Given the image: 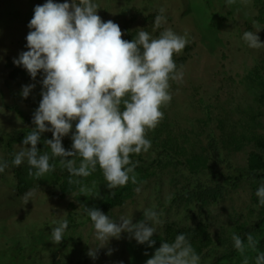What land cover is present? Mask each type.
Returning <instances> with one entry per match:
<instances>
[{
	"label": "clouds",
	"instance_id": "1",
	"mask_svg": "<svg viewBox=\"0 0 264 264\" xmlns=\"http://www.w3.org/2000/svg\"><path fill=\"white\" fill-rule=\"evenodd\" d=\"M235 2L226 0L228 5ZM98 8L96 0H45L34 7L25 37L28 50L20 52L13 64L25 69L33 81L40 75L42 98L32 113L34 127L11 163L20 166L26 162L28 174L40 178L54 171L50 160L59 158L70 184L81 183V178L99 167L106 187L112 190L129 181L137 183L138 161L131 155L151 148L146 133L164 118L161 107L172 100L170 81L183 80L182 66L178 68L173 56L182 52L189 39L187 32L180 35L169 27L157 36L141 28L134 39L124 40L120 26L112 20L103 21ZM164 13L161 8L155 16L154 30L167 23ZM261 29L243 33L249 48H264L258 35ZM35 87V83L23 85L21 96L27 98ZM46 132L52 134L43 141L50 153H41L37 144ZM70 133L72 144L66 150L62 141ZM8 167L0 157V174ZM37 188L24 194V204ZM255 195L259 206H264V183ZM80 207L90 218L94 238L100 241L88 251L93 260L110 239L119 240L124 233L137 244L152 248L156 226L164 223L162 213L152 208L143 210L144 218L133 223L132 214L113 218L98 208ZM68 226L67 219L56 222L51 229L54 243L64 239ZM232 241L242 257L241 264H264V251L258 249L260 241L252 233L246 234V243L236 233ZM249 250L256 253L254 257L247 254ZM111 253L109 248L107 254ZM145 264H201V257L188 235L179 233L171 242L162 241Z\"/></svg>",
	"mask_w": 264,
	"mask_h": 264
},
{
	"label": "trees",
	"instance_id": "2",
	"mask_svg": "<svg viewBox=\"0 0 264 264\" xmlns=\"http://www.w3.org/2000/svg\"><path fill=\"white\" fill-rule=\"evenodd\" d=\"M134 1L124 0L109 17L105 8L103 12L98 8L97 14L103 21L112 20L118 24L123 34L122 39L128 41L134 39L141 28L153 36L159 35L160 31L167 28L166 24H163L160 29L154 30V18L160 12L158 7L151 4L154 0H141L137 3ZM29 2L42 5L45 0H23V5L26 6ZM56 2H64V0H56ZM107 2L110 11L112 4L110 1ZM206 4L209 5L208 2ZM251 5L256 12L254 18L259 24L258 28H262L258 35L264 42V0H251ZM33 10L32 5L26 10L24 8V14L30 20L34 14ZM166 18L167 21L173 19L171 16ZM174 30L176 32V29ZM245 31L251 29L247 28ZM245 31H239L237 37L242 49L254 58V63L246 71V78L250 86L254 85L258 89L247 92L233 87L234 89L230 91V99H232L230 103L237 112L239 126L236 123L230 126L231 121L228 120L230 112L223 105V101H214L212 98L219 86L217 81H213L214 90L209 91L205 87L206 94L203 93L198 99L202 105L203 117L193 121L195 125L185 126L182 129L180 127L178 132L173 131L176 113L172 107L175 106L174 89L177 82L170 81L172 100L161 107L164 118L155 129L146 133V137L151 140V148L146 153L131 155L133 161H138L137 183L132 184L129 181L125 186L112 190L106 187L107 182L99 167L92 175L81 178V183L70 184L69 173L61 165L59 158L50 160V163L55 165L54 171L40 178L28 174L29 166L26 162L21 164L22 167L11 163L14 154L22 147L24 137L34 127L31 122L32 113L37 107L32 106V101L39 104L42 97L41 84L36 79L33 81L36 84L33 100L30 95L23 98L21 90L24 85L22 80L24 72L20 70V66L8 63L12 70L3 82L9 91L7 94L9 101L0 91V112L2 110V114L6 117V121L0 122L2 123L0 157L6 160L9 168L12 169V174L9 176H12V180L16 182L18 194L38 186L36 192H40V196L44 197L48 192V195L56 196L59 200L70 198L65 205L64 218L50 226H46L44 220L39 224L37 221L33 222L40 225L38 227L40 230L35 236L28 235L30 242L35 244L38 241L37 244L39 243L42 248L46 246L54 249L64 248L71 257L78 245L89 251L90 244L80 241L78 238L80 232L77 229L92 223L80 206L95 207L116 218L125 203L133 199L137 193L136 188L139 187L141 190L144 188L154 190L159 203L156 206L140 209L132 217V222L142 220L143 210L152 208L162 213L161 219L164 223L156 226L157 233L152 237L156 244L152 248L140 245L142 248L137 250L131 264H145L162 241L171 242L179 233L188 235L193 248L201 257V264H241L242 257L233 247V233L245 239V243L246 234L252 233L260 241L258 249L264 251V206H259L258 197L255 195L259 185L264 183V48H249L242 39ZM186 32L188 37H191L189 31ZM27 50L26 48L25 51ZM190 55L189 44L180 54H174L173 59L178 68L185 65ZM182 70L184 72V68ZM13 98H18V101ZM177 111L180 113V110ZM70 136L71 133L62 141L66 150L71 148ZM51 137L50 132L42 134L41 141L37 144L41 153L44 151L50 153V148H47L43 141ZM243 146L246 147L245 161L236 159L232 155ZM77 162H79L78 157ZM5 175V173L0 174V178L5 179ZM241 194L249 195L251 199L249 211L244 216H241L240 212L243 204ZM225 208H228L227 216L222 212ZM213 209L215 212L211 216ZM64 219L68 220L69 226L64 233V239L56 244L51 239V229L56 222ZM113 240L119 244L125 240L136 242L134 239H129L126 233L122 234L119 240L110 239L107 244L109 245ZM145 251L149 255H144ZM99 252L107 255L108 250L104 246ZM33 254H36V251L28 252V255ZM247 254L254 257L256 253L249 250Z\"/></svg>",
	"mask_w": 264,
	"mask_h": 264
},
{
	"label": "rangeland",
	"instance_id": "3",
	"mask_svg": "<svg viewBox=\"0 0 264 264\" xmlns=\"http://www.w3.org/2000/svg\"><path fill=\"white\" fill-rule=\"evenodd\" d=\"M107 1L112 4L110 10L112 13L109 11ZM123 1L98 0L97 3L102 12L105 11L103 8L108 11L107 16L109 17ZM138 1L141 0L134 2ZM151 4L159 9L164 8L165 16L173 18L167 21V28L170 27L173 31L176 29V33L180 35H183L186 30L191 34V37H188L191 55L182 67L184 68L183 80L176 81L174 89L175 106L172 109L176 113V120H174L175 127H172L173 131L178 132L180 127L181 129L185 126L189 127L194 124L193 121L203 117L202 105L198 99L203 93L206 94L205 87L209 91L214 90L213 81H217L219 86L212 98L214 101H223V105L230 112L228 119L231 121L230 126L233 123L239 126L236 118L237 112L233 110L230 103L232 100L230 91L234 88L247 90V92L249 90L254 92L258 89L253 84L250 86L246 78V71L254 63V58L242 49L237 37L239 31H245L247 28L254 31L259 27L254 18L256 12L252 8L251 0H236L231 5L226 4V0H154ZM31 5L36 6L30 2L24 6L23 0H0V91L6 97L9 91L3 80L12 70L8 63L13 64V59L26 49L25 37L30 31L27 27L30 19L24 14V8L26 10ZM20 70L24 72L22 74L23 84L33 83L27 71L22 67ZM36 79L40 80L39 74ZM30 96L33 100L34 89ZM6 99L9 101L8 97ZM13 100L18 101V98H13ZM32 103V106L38 107L37 102L32 101ZM2 112L1 110L0 122L6 121ZM232 155L236 159L245 161L246 147L243 146ZM4 173L6 174L5 179L0 178V264H120L121 261L123 264H131L137 250L142 248L130 240H125L120 244L113 240L109 245H105L106 250L112 249V253L106 255L99 252L98 258L93 260L88 255V250L82 245L76 247L71 257L64 248L54 249L47 246L42 248L39 243L37 244L38 241L33 244L28 235L35 236L39 233L40 225L37 223L44 220L43 223L50 226L55 221L64 218L65 205L70 198L59 200L56 196L48 195V192L43 194L46 197L44 198L40 196V192H35L30 201L24 204V194L30 189L18 194L16 182L12 180V176H9L12 174V169L8 167ZM241 195L243 204L240 212L241 216H244L249 211L251 199L249 195ZM158 203L155 191L144 188L137 192L132 200L126 202L117 215L132 214L133 217L140 209L156 206ZM214 212L215 209L212 210L211 216ZM222 212L224 216L225 214L227 216L228 208ZM36 221L37 223H33ZM77 230L80 232L78 238L81 242L89 243L90 247L100 243L94 238V229L90 223L78 227ZM30 249L36 251V254L28 255Z\"/></svg>",
	"mask_w": 264,
	"mask_h": 264
}]
</instances>
